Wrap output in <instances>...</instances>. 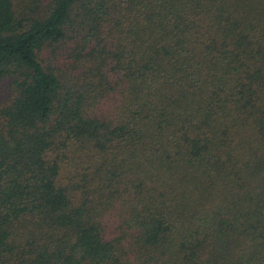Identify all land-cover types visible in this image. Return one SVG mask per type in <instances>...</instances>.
I'll return each mask as SVG.
<instances>
[{"label": "trees", "instance_id": "obj_1", "mask_svg": "<svg viewBox=\"0 0 264 264\" xmlns=\"http://www.w3.org/2000/svg\"><path fill=\"white\" fill-rule=\"evenodd\" d=\"M0 264H264V0H0Z\"/></svg>", "mask_w": 264, "mask_h": 264}, {"label": "rangeland", "instance_id": "obj_2", "mask_svg": "<svg viewBox=\"0 0 264 264\" xmlns=\"http://www.w3.org/2000/svg\"><path fill=\"white\" fill-rule=\"evenodd\" d=\"M10 93L9 79L0 80V104H2Z\"/></svg>", "mask_w": 264, "mask_h": 264}]
</instances>
